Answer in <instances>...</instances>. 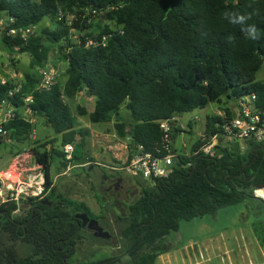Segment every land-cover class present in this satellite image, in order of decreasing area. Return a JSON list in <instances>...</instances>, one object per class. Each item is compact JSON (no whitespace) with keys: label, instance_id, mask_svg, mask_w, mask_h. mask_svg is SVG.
I'll return each mask as SVG.
<instances>
[{"label":"trees","instance_id":"1","mask_svg":"<svg viewBox=\"0 0 264 264\" xmlns=\"http://www.w3.org/2000/svg\"><path fill=\"white\" fill-rule=\"evenodd\" d=\"M92 8L103 12L111 25H105L95 37L88 34L95 44L85 46L82 37L77 45L70 32L91 25L82 15ZM226 8L258 9L251 22L261 38L250 40L229 25L222 17ZM2 17L6 21L3 29L0 26V42L12 64L15 54L27 53L32 69L43 67L52 45H58L66 63L64 84L57 79L48 91L33 92L38 82L35 73L22 75L21 90L13 98L8 97V90L14 80L0 82V104L9 99L18 107L16 116L4 124L6 140L24 142L32 135L34 123L19 112L22 97L31 92L32 115L43 118L61 136V146L74 142L80 134L71 163L86 171L83 148L87 132L75 128V116L67 103L80 92L93 98L89 120H115L117 134L129 139L130 153L137 144L148 150L159 145L161 120L203 109L210 102L229 118L236 99L255 94L256 107L264 111V80L255 79L264 65V0H0ZM43 19L54 22L55 28H43L27 41L5 34L10 27H38ZM121 107L127 111L125 118L119 112ZM221 123V116L208 115L203 139L192 145L189 154L175 153L172 173L143 187L129 205L121 235L132 264H155L160 254L169 251L167 236L178 231L180 222L244 202L264 186V142H246L243 149L239 142L218 144L212 155L200 151L221 131ZM180 130L172 127V142ZM35 154L42 164L44 189L40 196L21 198L19 204H0V232L7 239L0 245V264H74L75 244L81 238L74 215L85 212L90 218L98 217L85 203L68 199L54 187L50 167L52 162L58 172L67 167L63 150L51 145ZM17 209L19 213H12ZM253 230L264 244L259 235L264 226L253 224ZM18 244H28L30 253L20 255ZM110 262L115 261L99 258L78 264Z\"/></svg>","mask_w":264,"mask_h":264},{"label":"rangeland","instance_id":"2","mask_svg":"<svg viewBox=\"0 0 264 264\" xmlns=\"http://www.w3.org/2000/svg\"><path fill=\"white\" fill-rule=\"evenodd\" d=\"M90 24L83 31L70 32L73 43L79 45L82 37L86 40L95 37L105 25H111V22L100 14L93 17ZM43 28L52 30L55 24L51 20L43 19L37 27L38 32ZM88 34L92 37H88ZM59 53L58 45H52L47 62L58 68V82L63 85L66 80L64 74L66 63ZM11 58L14 64L11 63L8 52L0 42V79L8 80L15 77L12 79L18 81L19 77L16 74L23 75L26 72L38 74L39 68L30 67V57L27 53H17ZM255 79L264 80V65L256 73ZM67 103L75 116V128L87 132L83 148L86 162L83 165L86 168L88 165L91 167L86 171L82 166L71 163L72 167L58 172L55 163L52 162L50 173L53 185L68 199L85 203L110 235L109 238L104 239L92 236L87 229L81 230L79 233L81 238L77 239L75 245L77 254L75 262L96 261L100 255L93 257V254L103 251L104 255H122L119 261L113 264H130V257L124 253L126 245L121 235V229L126 225L123 218L127 214V205L142 194L143 187L152 186V181L136 179V177L130 179L121 172V179L118 182L114 176L108 180L117 183L118 193L113 191L104 193L101 186L108 183H103L99 173L105 170L109 175L116 174L110 167L121 164L130 154L129 139L117 134L114 127L115 120L106 123H92L89 120L88 113L94 103L93 98L87 93L80 92L73 99H68ZM79 108L84 109L85 113L80 114ZM218 109L216 103L210 102L203 109H195L179 116L178 124L183 128L175 135L172 142L177 155L189 154L192 145L197 140L203 139L206 117L218 114ZM119 112L124 118L128 115L124 107H121ZM28 117L34 123V133L28 140L16 142L8 139L0 143L2 186L11 184L15 187L18 180L27 173L42 172V164L36 159V151L41 152L51 145L63 150L61 136L45 125L43 118L32 113ZM188 123L191 124V133L188 132ZM54 137L57 139L51 143ZM80 137L77 133L74 142L70 144L74 147ZM43 143L45 147H39ZM79 151L78 149L77 152ZM127 188H129L128 192H126ZM5 200L6 198L0 197V204L9 202ZM258 205L264 208V200L256 197L253 191L252 198L244 202L219 209L214 214L180 222L178 231L170 232L167 236L169 251L160 254L155 264H264V244L257 240L253 230V224L264 226V211L259 209ZM259 235L264 239L261 230ZM6 243V237L0 232V245ZM17 248L22 256L28 255L31 251L28 244H18Z\"/></svg>","mask_w":264,"mask_h":264},{"label":"built area","instance_id":"3","mask_svg":"<svg viewBox=\"0 0 264 264\" xmlns=\"http://www.w3.org/2000/svg\"><path fill=\"white\" fill-rule=\"evenodd\" d=\"M103 14V12L97 9H86L82 18L87 17V22H90L96 15ZM6 19L2 17L0 19V26L3 29ZM38 33V29L35 25H30L25 28L10 27L5 34L6 35H19L24 41H27L31 36H35ZM103 40L106 36L102 37ZM96 42L93 39H87L85 46L93 45ZM19 77L18 81H13L15 77H11L14 83L8 90V97L13 98L20 92L22 87V75L16 74ZM59 77V70L57 67L52 66L48 62L39 68L38 82L32 89L33 92L48 91ZM7 79L1 78L0 82L5 83ZM22 107H20V115L24 120L31 122L28 117L31 113L30 104L32 102L31 92L22 97ZM255 94H248L235 100L234 105L231 108L232 116L227 118L224 110L218 109V114L222 118L221 131L211 136V140L208 144H205L200 148L205 154L212 155L213 149L218 144L239 142L243 149L244 143L264 142V111L258 109L255 105ZM16 110L18 107L12 104L11 101L3 100L0 104V139L6 140L8 131L5 129L4 124L12 120L16 116ZM179 116H173L170 119L161 120L159 122L160 129L163 132V137L159 145L146 149L143 145L137 144L132 153H130L126 159L110 167L111 170H116L125 173L131 177L140 178L142 180H155L157 178H165L172 173V163L175 157V152L172 151L171 130L172 127L182 129L183 126L178 124ZM34 133V131H33ZM74 147L72 144H66L63 147L65 159L67 160V169L72 167L71 159ZM42 171V169H41ZM44 175L43 172L39 173H27L20 180L17 185L13 187L11 184L6 186H0V197L6 198L5 201H15L19 204L20 199L26 197L40 196L44 189ZM260 188H264L260 187ZM254 190L256 197L264 200L263 196L258 195ZM3 201V202H5ZM12 213H19V210H14Z\"/></svg>","mask_w":264,"mask_h":264},{"label":"clouds","instance_id":"4","mask_svg":"<svg viewBox=\"0 0 264 264\" xmlns=\"http://www.w3.org/2000/svg\"><path fill=\"white\" fill-rule=\"evenodd\" d=\"M258 15L259 10L253 12L242 11L238 8H226L222 13V17L231 26L239 28L241 33H244L250 40H259L260 32L255 23H252L253 15ZM229 42L232 41V37H228Z\"/></svg>","mask_w":264,"mask_h":264},{"label":"flooded vegetation","instance_id":"5","mask_svg":"<svg viewBox=\"0 0 264 264\" xmlns=\"http://www.w3.org/2000/svg\"><path fill=\"white\" fill-rule=\"evenodd\" d=\"M116 174H114V175H110L109 177H107L109 174H107V172L105 171V170H101V172L99 173V177L102 179V181H103V183H105L106 184V182L108 183V185L106 184V185H102L101 186V188H102V190L104 191V193H106V192H109V191H113L114 193L116 192V193H118V185H117V183H112V182H110V181H108L110 178H111V176H114L115 177V180L118 182L121 178H120V176H121V172H119V171H116V170H113ZM125 174V173H124ZM107 175V176H106ZM127 175V174H126ZM127 176H129V175H127ZM130 177V179H132V177L131 176H129ZM136 179H138V178H136ZM129 191V188H127L126 189V192H128ZM134 202V201H133ZM52 203V202H51ZM132 203V202H131ZM131 203H129L128 205H127V211H128V207H129V205L131 204ZM51 206H55V203H52L51 204ZM62 206V205H61ZM81 213V212H80ZM77 214V213H76ZM75 214V215H76ZM74 215V216H75ZM88 216V215H87ZM88 218L89 219H94V218H90L89 216H88ZM74 219L76 220V221H78L77 222V225H78V229L81 231V230H83V229H87L88 231H90L91 232V235L92 236H94L93 235V231L92 230H89L86 226L85 227H82L81 226V221L79 220V219H76L75 217H74ZM95 220H97L98 221V219H95ZM98 223H99V221H98ZM99 225H100V223H99ZM101 226V225H100ZM103 227V226H102ZM103 230L104 231H107V230H105V228L103 227ZM95 237V236H94ZM77 242V241H76ZM76 245V244H75ZM100 252V253H99ZM103 251H98L96 254H93V257L94 256H96V255H100L99 257L100 258H105V260H113V261H115V262H117V261H119V259H120V257L122 256L121 254L120 255H118V256H111V254H105V257H104V254L102 253ZM127 256H129L130 257V264H132V262H131V256H130V249H127L126 248V250H125V252H124ZM76 251L74 252V257H75V259H76ZM92 257V258H93ZM93 261H95V260H93ZM115 262H110V263H107V264H113V263H115ZM79 262H75L74 264H78Z\"/></svg>","mask_w":264,"mask_h":264},{"label":"water","instance_id":"6","mask_svg":"<svg viewBox=\"0 0 264 264\" xmlns=\"http://www.w3.org/2000/svg\"><path fill=\"white\" fill-rule=\"evenodd\" d=\"M90 167L91 166L88 165L87 168L90 169ZM0 186H1V182H0ZM43 203L47 204L48 206H51V204H52L48 200H43ZM74 217L81 221L82 227L86 226L89 230H92L93 235L95 237L104 238V239L109 238V236H110L109 233L107 231L103 230V227L99 225L98 221L95 219H89L85 212L77 213Z\"/></svg>","mask_w":264,"mask_h":264},{"label":"bare ground","instance_id":"7","mask_svg":"<svg viewBox=\"0 0 264 264\" xmlns=\"http://www.w3.org/2000/svg\"><path fill=\"white\" fill-rule=\"evenodd\" d=\"M258 194L263 196V198H264V189L263 190H259Z\"/></svg>","mask_w":264,"mask_h":264},{"label":"crops","instance_id":"8","mask_svg":"<svg viewBox=\"0 0 264 264\" xmlns=\"http://www.w3.org/2000/svg\"><path fill=\"white\" fill-rule=\"evenodd\" d=\"M230 106H232L233 104L231 103V104H229ZM191 129V127L189 128V130Z\"/></svg>","mask_w":264,"mask_h":264}]
</instances>
